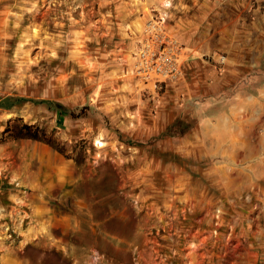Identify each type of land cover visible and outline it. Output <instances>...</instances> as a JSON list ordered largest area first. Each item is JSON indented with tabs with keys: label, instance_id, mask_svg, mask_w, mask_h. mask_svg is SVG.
<instances>
[{
	"label": "rangeland",
	"instance_id": "rangeland-1",
	"mask_svg": "<svg viewBox=\"0 0 264 264\" xmlns=\"http://www.w3.org/2000/svg\"><path fill=\"white\" fill-rule=\"evenodd\" d=\"M0 264H264V0H0Z\"/></svg>",
	"mask_w": 264,
	"mask_h": 264
},
{
	"label": "trees",
	"instance_id": "trees-1",
	"mask_svg": "<svg viewBox=\"0 0 264 264\" xmlns=\"http://www.w3.org/2000/svg\"><path fill=\"white\" fill-rule=\"evenodd\" d=\"M15 136L20 138H29L33 140L44 141L57 151L62 152L51 139L44 137V135L40 133L39 128L34 127L33 125L23 124L20 131Z\"/></svg>",
	"mask_w": 264,
	"mask_h": 264
}]
</instances>
